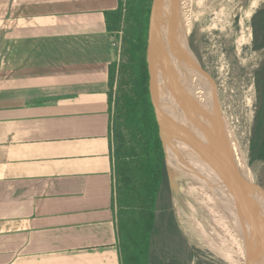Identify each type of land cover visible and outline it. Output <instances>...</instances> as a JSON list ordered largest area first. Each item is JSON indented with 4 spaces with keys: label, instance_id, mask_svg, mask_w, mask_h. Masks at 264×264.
Here are the masks:
<instances>
[{
    "label": "crops",
    "instance_id": "1",
    "mask_svg": "<svg viewBox=\"0 0 264 264\" xmlns=\"http://www.w3.org/2000/svg\"><path fill=\"white\" fill-rule=\"evenodd\" d=\"M119 5L0 0V264H122L106 26Z\"/></svg>",
    "mask_w": 264,
    "mask_h": 264
},
{
    "label": "trees",
    "instance_id": "2",
    "mask_svg": "<svg viewBox=\"0 0 264 264\" xmlns=\"http://www.w3.org/2000/svg\"><path fill=\"white\" fill-rule=\"evenodd\" d=\"M151 2L129 0L122 59L110 65L108 71L109 88L118 73L111 132L120 257L122 264H153V237L164 230V239L173 247L163 248L162 243L156 246L159 255H164L158 264H183L180 249L188 247L174 221L164 152L149 93L146 50ZM182 8L188 34L191 21L186 1ZM106 26L110 34L121 28L119 8L106 16ZM250 27L252 49L264 50V7L252 16ZM168 39L170 46L178 44L174 35ZM256 74L258 106L249 144L250 164L264 163V61ZM109 103L111 107L110 94ZM165 254L173 257L167 261Z\"/></svg>",
    "mask_w": 264,
    "mask_h": 264
},
{
    "label": "rangeland",
    "instance_id": "3",
    "mask_svg": "<svg viewBox=\"0 0 264 264\" xmlns=\"http://www.w3.org/2000/svg\"><path fill=\"white\" fill-rule=\"evenodd\" d=\"M185 1L191 21V30L186 37L188 28L185 23H183V16H181L178 31L180 30L181 25L183 30V40H181L183 52L182 75L184 77H182V83L180 84L183 87L185 83L189 85L192 84V86L197 87L200 93L202 91L204 98L202 93L199 98H203L202 102L204 104H201L200 101H195V111L197 112L198 108L200 110V115L207 116L209 114V116L219 124L220 130L226 135L228 146L233 153L236 164L238 152L241 151V153L245 156L246 172L250 177V181L257 187H261L264 190V163L259 161H255L252 164L249 163V144L258 106L255 79L257 76L256 73L264 61V50L254 51L252 49V31L250 23L255 12L264 7V0ZM128 3L129 0H121L119 7L121 13V28L110 34V43L112 38L115 36L121 34L122 37L121 49L118 55L112 48L114 50L113 52L116 57L117 64H119L122 59L121 54L123 50L124 29L126 27L125 18L128 12ZM172 27L173 33L175 34L173 23ZM242 28L244 29L243 38L249 42L247 45L238 50L236 45L238 44L240 35H242ZM163 44L162 50L163 48H167L165 43ZM166 44L169 46L171 51L173 45L170 46V43L167 41ZM117 79L118 73L113 87L109 88V94L111 97L110 109L112 116L114 115L115 110ZM187 84L185 91H187ZM199 87L201 88V91ZM170 89L171 92H174L172 87ZM197 89L194 91V95L196 94V96H194L195 99L198 96ZM176 92L179 93L178 89ZM214 103L216 104L217 109L215 108ZM195 131L199 132L201 130L196 129ZM111 135H113L112 132ZM215 138L218 141L219 138L217 134L216 137H213V139ZM179 177H182V175H175V184L178 187L180 186L178 180ZM175 194L176 193H174V191L170 193V200L174 221L176 222L178 229H181L182 224L178 222V216L176 213ZM168 219L169 217H167V220ZM181 231L183 233V237H185L186 247H188L184 251L180 249L179 260L181 263H234V261L226 263L218 257L216 251H213V253L217 256L209 250H206V248H198L195 244H192L189 241L183 231V228ZM161 233L162 235L159 234L157 236L156 234L153 237L155 241L153 244V250L155 252H152V260L154 261H152L153 264H158V261L164 258L163 254L159 255L156 246L159 248L162 243L163 248L173 247L172 244L170 245L169 242L164 239L165 231L163 230ZM177 245L178 244H176L175 247ZM196 250L203 252L197 253ZM172 257V255L165 254L167 261H169Z\"/></svg>",
    "mask_w": 264,
    "mask_h": 264
},
{
    "label": "water",
    "instance_id": "4",
    "mask_svg": "<svg viewBox=\"0 0 264 264\" xmlns=\"http://www.w3.org/2000/svg\"><path fill=\"white\" fill-rule=\"evenodd\" d=\"M177 2L178 0H152L146 50L150 99L159 127L169 186L171 191H177L175 175L187 174L191 180L213 189L218 197L225 198L226 206L230 203L237 211L233 215L239 220L238 229L249 228L251 235L248 236L256 242L250 264H264V190L240 172L226 135L218 141L213 139L218 132L215 120L210 116L197 114L200 110L197 108L196 112L192 104L188 113L182 110L183 104L180 109L175 106L176 109L172 110L167 105L162 78V66L165 64L162 55V44L165 41L163 30L166 18H170L175 30L178 28L180 14ZM177 89L179 93L175 90L171 96L174 97L176 93L188 101L185 88L181 85ZM214 105L217 109L215 103ZM197 115L202 120L207 119L204 121L207 123V137L195 131L199 129L195 123ZM226 210L229 212L228 208Z\"/></svg>",
    "mask_w": 264,
    "mask_h": 264
},
{
    "label": "bare ground",
    "instance_id": "5",
    "mask_svg": "<svg viewBox=\"0 0 264 264\" xmlns=\"http://www.w3.org/2000/svg\"><path fill=\"white\" fill-rule=\"evenodd\" d=\"M184 2L185 0H178L177 2L180 17L182 16L181 10L183 9L182 6L184 5ZM243 30L244 29L242 28V35H240L238 44L236 45L238 50L247 45L249 42L244 40ZM163 32L165 40L164 43L167 48H163L162 50V55L165 59V64L162 66V78L167 96V105L172 110L176 109L175 106L178 108L181 107L182 100L184 101V99L179 97L176 93H174V97H172L171 95H173V92L170 91L171 87L174 89L173 91L177 90V88L181 86L180 83H182V77H184L182 75L183 52L181 46V40H183V30L180 25V30L178 31L177 28L174 34L171 20L170 18H166L164 21ZM172 35H174V39H177L178 44L175 45L173 43V48L170 51L166 41L167 37L172 39ZM186 84L187 83L184 84V88H186ZM195 89H197L196 86L187 84V91L184 90V93L188 99L186 102H188L190 108H192L190 105L192 104L194 106V110L195 101H200L201 104H204L202 102L204 94L202 93L201 88L199 87L203 96L201 99L199 98L201 93L198 89V96L195 99ZM198 113L200 114V111ZM237 164L240 172L249 179L250 177L246 172L245 156L243 153H241V151H239L237 155ZM186 175L178 178L180 186L178 187L175 184L177 191L174 193H176L175 202L178 222L182 224V227H180L181 229L183 228V231L188 237L189 241L192 244H195L198 248H206V250H209L212 253L213 251H216L218 257L224 260L226 263H229V261H234L233 264H250L252 250H254L253 245H255L256 242L249 238L248 235H251V232L248 231L249 228L247 226L246 227L248 229L245 227V230L241 228L238 229L237 223L239 220L235 217V215H233L234 213H237V211L232 208L230 203H228L226 206L225 198L223 199L218 197L213 189H209L202 184H198L196 181L191 180L189 175ZM225 207L226 209L228 208L229 212L225 209ZM233 207L237 209L234 205ZM216 254L214 255L217 256Z\"/></svg>",
    "mask_w": 264,
    "mask_h": 264
},
{
    "label": "flooded vegetation",
    "instance_id": "6",
    "mask_svg": "<svg viewBox=\"0 0 264 264\" xmlns=\"http://www.w3.org/2000/svg\"><path fill=\"white\" fill-rule=\"evenodd\" d=\"M182 104H183V107H185V108L182 107V110L184 109V111L187 112V113H188V111L190 112V109H192V108H190V106L188 105V102H186L185 99H184V101L182 100ZM207 116H209V115H207ZM196 119H197V122H195V123H196L197 127L199 128V130H201V131H199V133L200 134H205V136L207 137V134H208V132H206L207 123L204 122L207 119L202 120L198 115L196 116ZM189 122L192 123V121H189ZM217 129H218V132H217L218 138L222 139V136L224 135V133L220 130L218 123H217ZM212 133H213V136H214L215 132L213 131ZM170 193H172L171 189H170ZM171 207H172V205H171ZM196 251H197V253H202L203 252V251H200V250H196ZM194 260H196V259H194Z\"/></svg>",
    "mask_w": 264,
    "mask_h": 264
},
{
    "label": "built area",
    "instance_id": "7",
    "mask_svg": "<svg viewBox=\"0 0 264 264\" xmlns=\"http://www.w3.org/2000/svg\"><path fill=\"white\" fill-rule=\"evenodd\" d=\"M118 33V32H117ZM111 47L115 50L116 54L118 55L121 49V44H122V37L121 34L118 36H115L111 40Z\"/></svg>",
    "mask_w": 264,
    "mask_h": 264
}]
</instances>
